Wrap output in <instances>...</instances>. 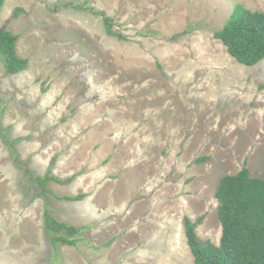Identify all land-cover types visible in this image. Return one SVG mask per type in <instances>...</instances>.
<instances>
[{
  "label": "rangeland",
  "instance_id": "rangeland-1",
  "mask_svg": "<svg viewBox=\"0 0 264 264\" xmlns=\"http://www.w3.org/2000/svg\"><path fill=\"white\" fill-rule=\"evenodd\" d=\"M236 3L264 12V0H4L0 26L28 64L6 73L0 55V264H192L184 217L219 242V178L245 162L264 176V58L239 63L213 37ZM46 170L66 180L42 193ZM45 206L84 228L75 245L49 241Z\"/></svg>",
  "mask_w": 264,
  "mask_h": 264
},
{
  "label": "trees",
  "instance_id": "trees-1",
  "mask_svg": "<svg viewBox=\"0 0 264 264\" xmlns=\"http://www.w3.org/2000/svg\"><path fill=\"white\" fill-rule=\"evenodd\" d=\"M4 0H0V10ZM65 5L79 6L72 3ZM89 12L101 17L105 31L119 39L126 37L114 28L113 19L102 10L86 7ZM14 15H17L15 12ZM213 37L220 40L231 57L239 63L254 65L264 58V12L251 10L236 3L223 25L213 32ZM18 34L5 25L0 26V55L6 73H17L27 67V58L16 52ZM208 156L194 159L205 161ZM33 179L42 193L47 189L48 181L62 182L48 170ZM217 200L216 216L220 223L221 235L217 244L202 240L195 228L203 216L194 220L183 218V227L187 245L193 257L192 264H264V176H252L246 164L234 173L222 175L214 192ZM67 200H79L83 194L63 195ZM43 225L46 236L52 244L75 245L80 239L83 227H77L56 219L45 206Z\"/></svg>",
  "mask_w": 264,
  "mask_h": 264
}]
</instances>
